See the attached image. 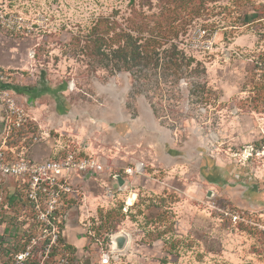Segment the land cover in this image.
I'll return each instance as SVG.
<instances>
[{
	"label": "rangeland",
	"instance_id": "obj_1",
	"mask_svg": "<svg viewBox=\"0 0 264 264\" xmlns=\"http://www.w3.org/2000/svg\"><path fill=\"white\" fill-rule=\"evenodd\" d=\"M104 19L113 32L156 29L160 50L174 44L193 61L173 73L161 51L155 68H106L88 41ZM257 63L264 0H0V69L26 118L9 145L67 148L104 164L79 177L63 235L73 250L50 263L264 264ZM223 209L248 222L232 223ZM3 217L0 264H10L21 230Z\"/></svg>",
	"mask_w": 264,
	"mask_h": 264
},
{
	"label": "built area",
	"instance_id": "obj_2",
	"mask_svg": "<svg viewBox=\"0 0 264 264\" xmlns=\"http://www.w3.org/2000/svg\"><path fill=\"white\" fill-rule=\"evenodd\" d=\"M257 64L264 73V63ZM4 79L0 69V222L3 214L8 213L9 219L17 220L11 222V230H21L20 243L12 247L10 264H51V258L64 247L60 238L64 235L69 205L78 196L75 187L79 177L88 180L92 173H101L104 164L67 148L35 160L26 148L9 145L11 133L19 130L26 118L7 90L10 88L2 86ZM259 151L264 154V144L256 152ZM124 172L131 174L133 170L128 167ZM118 175L109 172L108 178L116 183ZM220 213L235 224L248 222L233 209H223ZM66 262V258H60L54 264Z\"/></svg>",
	"mask_w": 264,
	"mask_h": 264
},
{
	"label": "trees",
	"instance_id": "obj_3",
	"mask_svg": "<svg viewBox=\"0 0 264 264\" xmlns=\"http://www.w3.org/2000/svg\"><path fill=\"white\" fill-rule=\"evenodd\" d=\"M103 23H106L105 26ZM99 26L103 28L102 31L99 30ZM112 29V25H109L108 21L104 19L96 21L88 32L90 34L88 41L92 44L90 51L106 68L111 67L124 71H130L134 67L141 65L143 67L155 68L159 64V54L161 51L164 57L167 58L163 65L164 68L173 73H178L183 63L185 66H188L193 61L189 57L185 58L183 52L178 50L174 44H170L166 49L160 50L162 46L161 38L164 39L165 34L156 29L145 31L147 32L146 36H143L144 32L141 30H136L135 32L139 35H134L130 31L120 30L119 32H113ZM162 29L163 32L166 31V29ZM98 30L99 32H97ZM2 86L11 88L10 84H4ZM119 175L123 178L121 174ZM123 206L120 203L119 209H122ZM60 242L67 250H73L69 244L64 242L63 238H60Z\"/></svg>",
	"mask_w": 264,
	"mask_h": 264
},
{
	"label": "water",
	"instance_id": "obj_4",
	"mask_svg": "<svg viewBox=\"0 0 264 264\" xmlns=\"http://www.w3.org/2000/svg\"><path fill=\"white\" fill-rule=\"evenodd\" d=\"M116 179H117V183H118V185H122V184H123L124 180L121 178L120 175H118V176L116 177ZM125 240H126L125 236H123V235L117 236V237L115 238V242H116V245H115V246H116L117 248H122L123 245L125 244Z\"/></svg>",
	"mask_w": 264,
	"mask_h": 264
},
{
	"label": "crops",
	"instance_id": "obj_5",
	"mask_svg": "<svg viewBox=\"0 0 264 264\" xmlns=\"http://www.w3.org/2000/svg\"><path fill=\"white\" fill-rule=\"evenodd\" d=\"M50 153H51V148H50V150H48L46 152L41 151V153L39 151H35V152L29 154V156L35 160H41V159H44L45 157H47Z\"/></svg>",
	"mask_w": 264,
	"mask_h": 264
},
{
	"label": "bare ground",
	"instance_id": "obj_6",
	"mask_svg": "<svg viewBox=\"0 0 264 264\" xmlns=\"http://www.w3.org/2000/svg\"><path fill=\"white\" fill-rule=\"evenodd\" d=\"M114 246H115V245H114ZM114 246H113V247H114Z\"/></svg>",
	"mask_w": 264,
	"mask_h": 264
}]
</instances>
